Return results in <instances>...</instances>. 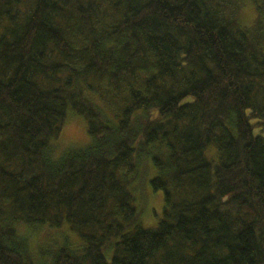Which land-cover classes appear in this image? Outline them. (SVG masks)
Segmentation results:
<instances>
[{
	"label": "trees",
	"instance_id": "16d2710c",
	"mask_svg": "<svg viewBox=\"0 0 264 264\" xmlns=\"http://www.w3.org/2000/svg\"><path fill=\"white\" fill-rule=\"evenodd\" d=\"M245 1L0 0V264H264V0L250 26ZM69 114L90 143L54 158ZM65 224L78 244L21 232Z\"/></svg>",
	"mask_w": 264,
	"mask_h": 264
},
{
	"label": "rangeland",
	"instance_id": "374dc122",
	"mask_svg": "<svg viewBox=\"0 0 264 264\" xmlns=\"http://www.w3.org/2000/svg\"><path fill=\"white\" fill-rule=\"evenodd\" d=\"M239 20L245 26H250L254 22L255 10L251 1L243 2L239 9ZM90 143L87 134L85 122L69 114L59 137L54 141V158L60 157L65 151L73 148L85 147ZM155 170L150 167L143 166L139 172V189L135 204L141 211V225L144 228L153 229L157 222L161 219L163 208V195L161 192H153L150 187V181L155 177ZM21 232L25 233L30 239V245L33 253L37 249L48 250L49 247L56 246L67 238L72 244H78L77 236L70 231L65 224L60 229H49L47 227L35 226L24 228Z\"/></svg>",
	"mask_w": 264,
	"mask_h": 264
}]
</instances>
